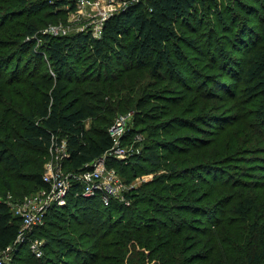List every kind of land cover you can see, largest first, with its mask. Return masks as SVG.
<instances>
[{"label":"trees","instance_id":"16d2710c","mask_svg":"<svg viewBox=\"0 0 264 264\" xmlns=\"http://www.w3.org/2000/svg\"><path fill=\"white\" fill-rule=\"evenodd\" d=\"M207 1L137 0L109 16L102 36L95 38L86 31L71 36L41 34L34 20H26L41 10L74 7L75 0H0V187L3 189L0 254L12 247L15 255L7 264H57L53 259L58 264H192L197 261L204 264L211 259L206 252L207 242L195 254L188 252L191 248L186 232L192 226L187 219L184 221L181 213L189 209L206 210L207 205L194 204L196 199L191 196L194 191L190 183L195 179L188 178V174L205 168L206 176L219 181L222 176L216 174L217 164L199 161L219 151L215 148L201 151L196 146L194 153L192 148L181 146L179 143H184L181 139L186 134H174L173 129H179L180 125L175 126L177 121L188 122L184 116L165 120L161 117L167 112L160 117L150 116L156 122L144 128L148 139L142 155L135 160L131 156L126 160L107 158L108 166L125 175L127 181L145 167L156 172L152 181L145 184L146 190L139 188L130 194L129 204L119 199L104 204L100 196L84 197L81 186L76 183L65 205H53L44 224L28 232L25 240L18 241L21 220L5 201L8 196L20 200L33 189L46 186L44 163L54 141L61 143L64 137L67 142L66 170L90 167L114 144L109 129L117 111L137 109L145 114L151 98L166 99L160 92L155 96L145 92L142 97L134 98L132 81L138 77V90L143 92L146 86L143 76L136 73L143 74L146 70L159 78L165 73L183 76L184 52L180 43L192 41L179 29L182 24L189 25L192 19H201L195 13L199 4ZM255 28L256 38L245 50L240 71L234 74L231 84L239 79L249 97L259 98L255 117L264 126V9ZM38 34L44 39L45 48L35 46ZM87 46L94 55L88 62L92 72L81 71L77 75L73 68L82 57L80 51ZM25 51L33 59L49 63L55 75H50L47 67L40 82L31 84L28 79L31 72L20 65ZM115 60L123 63L122 69L128 71L127 75L115 74ZM71 82L75 84L72 86ZM30 86L37 98L31 96L29 101L26 94H30ZM94 117L102 126L93 129L95 136L92 137L85 132V121ZM160 169L164 172L157 174ZM177 179H186V182ZM233 183H208L211 191L198 197L206 200L221 197ZM242 183L249 191L236 193L230 212L247 219L256 209L259 197L251 194L250 189L258 185ZM217 190L219 194L215 196ZM259 225L256 221L250 227ZM258 233L260 249H247L245 253V259L252 264H264V230ZM34 239L42 240L40 257L30 249ZM224 245L213 262L238 264L235 258H230L233 245L229 242Z\"/></svg>","mask_w":264,"mask_h":264},{"label":"rangeland","instance_id":"374dc122","mask_svg":"<svg viewBox=\"0 0 264 264\" xmlns=\"http://www.w3.org/2000/svg\"><path fill=\"white\" fill-rule=\"evenodd\" d=\"M110 2L112 1L102 0L99 8L86 4L84 8L65 5L61 7V11L60 9L41 10L26 20H34L41 34H46L45 30L49 26L61 24L65 29L63 35H76L90 31L95 25L94 22L99 19L100 12L105 8L106 10L114 7L119 9V6L116 7ZM263 9L264 0H208L199 4L195 14L201 19H192L189 25L182 24L179 29L184 37L192 41L191 44L180 43L184 52L183 76L175 77L165 73L159 78L153 77L146 70L143 74L136 73V76H143L141 78L146 86L143 92L142 89L139 91V78L137 77L134 82L132 81L134 90L131 96L142 97L145 92L155 96L154 94L160 92L164 93L166 99L151 98L145 114L137 109L117 111L112 117L113 127L109 129V132L113 133V129L118 127L115 131L118 142L127 146L132 160H135L143 154L146 148L148 133L144 128L156 122L155 117H160L163 112H167V115L161 117L163 120L178 115L188 119L187 123L177 121L176 127L182 124L184 127L178 126L179 129H173L174 134H186V137L181 139L184 143H179L182 144L181 146L192 148L191 151L194 153L197 152L196 146L200 147L201 151L209 148L219 151L215 156L199 159V161L217 164L216 174L222 176L219 181L206 176L205 168L188 174V178L195 179L193 183H190L194 191L191 196L196 199L194 204L207 205L206 210L201 212L198 209H189L181 213L184 221L187 219L192 226L186 232L191 248L188 252L195 254L204 242L209 243V249L206 252L212 257L204 264H215L213 258L218 255V250L225 246V242L233 245L230 258H235L238 264H252L245 259L247 249L255 250L261 247L257 239L259 240L261 236L258 232L264 230V126L261 125L260 120H256L257 116L255 117L259 98L249 97L242 90L239 79L234 84L231 82L235 80L234 74L237 75L240 71L245 50L256 38L255 25ZM116 12L114 11L113 14ZM24 38L29 40V37ZM119 38L126 39V37ZM34 44L36 47L45 48V41L40 38L39 34ZM92 54L89 46L80 51L82 57L78 59L73 68L75 74L78 75L81 71L84 72L83 74L92 72L88 66L91 56H94ZM21 58L20 65L26 66L27 71L32 74L28 78L31 84L40 82L47 67L50 75H55L49 63L33 59L26 51ZM113 66L115 74L124 72L122 62L115 60ZM124 73L127 75L128 71ZM74 84L71 82L72 86ZM30 90V94H26L29 101L32 100L31 96L37 98L32 86ZM171 108L173 110H170ZM99 126H102V123L96 117L88 118L85 121V132L94 137L93 129ZM61 140L64 141L65 138L62 137ZM188 140L193 142L189 143ZM63 152L64 148L61 147L49 149L45 158L44 170L49 160H55L56 156L58 154L61 156ZM140 171L131 181H127L128 179L121 172L117 174L121 186L120 197L124 198L125 204L130 203L128 200L130 194H135L139 188L146 190L145 184L150 183L155 177L156 172L146 167ZM157 172V174L164 172V169ZM177 180L186 182V179ZM224 181H235V183L230 190L223 191L221 197L218 195V190L215 192L217 197L207 200L198 197L211 191L212 188L208 183L219 184ZM242 182L258 185L255 189H250L251 194H258L259 197L256 199V209L254 208L247 219L230 212V206L236 193L249 191L241 186ZM2 190L0 187V198L3 197ZM39 191L41 188H35L27 195H34ZM144 206H147V203ZM136 207L140 208L142 205H136ZM256 221H259L260 225L252 229L250 225ZM199 226L201 229L198 228ZM14 258L13 248L4 254V259L8 262ZM53 261L58 264L57 259ZM192 264L200 263L197 261Z\"/></svg>","mask_w":264,"mask_h":264},{"label":"built area","instance_id":"2783aa9c","mask_svg":"<svg viewBox=\"0 0 264 264\" xmlns=\"http://www.w3.org/2000/svg\"><path fill=\"white\" fill-rule=\"evenodd\" d=\"M110 1H112L110 3H113L116 7L119 6V9H122L137 0ZM86 4L87 6L90 5L94 8H99L102 5V0H75V6L78 8H84ZM119 9L114 7L106 10L105 8L100 12L99 19L94 22L95 25L88 32L91 33L93 37L100 38L103 33L105 21L114 11L118 12ZM45 32L46 34L54 36L63 35L65 29L61 24H55L49 26ZM117 129L118 127L113 129L114 132L111 133L114 137V144L110 150L102 157L94 160L90 167H84L81 170H66L64 168V163L69 155L66 140H61V143L55 141L52 143L50 150L54 147L56 149L61 147L64 148V152L61 156L58 154L55 160H49L45 164L43 180L46 186L41 188V191L37 194L26 195L20 200H14L11 196H8V199L5 200L10 205L13 214L18 216L21 220L18 241L25 240L28 232L44 224L47 212L53 205H65L66 198L76 183L81 186V195L84 197L100 196L104 204H108L113 199L125 201L123 197H120L121 186L118 182V172L114 167L108 166L107 164V158L110 156H114L120 160H126L131 156L127 146L118 142L116 138L117 132H115ZM30 249L37 257L42 256V240H32L30 242ZM10 250H12V247H8L0 254V264L8 263V261L4 259V254Z\"/></svg>","mask_w":264,"mask_h":264}]
</instances>
